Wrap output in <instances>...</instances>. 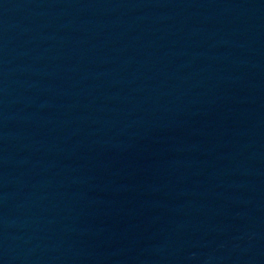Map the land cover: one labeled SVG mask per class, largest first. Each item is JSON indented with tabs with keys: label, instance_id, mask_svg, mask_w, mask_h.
Masks as SVG:
<instances>
[{
	"label": "water",
	"instance_id": "95a60500",
	"mask_svg": "<svg viewBox=\"0 0 264 264\" xmlns=\"http://www.w3.org/2000/svg\"><path fill=\"white\" fill-rule=\"evenodd\" d=\"M0 264H264V0H0Z\"/></svg>",
	"mask_w": 264,
	"mask_h": 264
}]
</instances>
